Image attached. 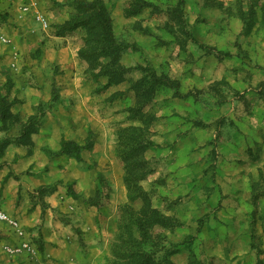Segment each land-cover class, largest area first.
<instances>
[{
    "label": "rangeland",
    "instance_id": "obj_1",
    "mask_svg": "<svg viewBox=\"0 0 264 264\" xmlns=\"http://www.w3.org/2000/svg\"><path fill=\"white\" fill-rule=\"evenodd\" d=\"M82 1L117 57L75 23ZM6 84L59 132L16 144L28 116L0 131V211L22 231L0 221V264H118L151 211L170 264H264V0H0Z\"/></svg>",
    "mask_w": 264,
    "mask_h": 264
},
{
    "label": "trees",
    "instance_id": "obj_2",
    "mask_svg": "<svg viewBox=\"0 0 264 264\" xmlns=\"http://www.w3.org/2000/svg\"><path fill=\"white\" fill-rule=\"evenodd\" d=\"M78 10L80 11V17L75 19V23L86 27L87 34L90 36L89 42L92 50L98 48L103 54L113 56L124 49L123 44L114 42L110 22L104 15L103 9L97 1H82L78 4ZM104 43H107V47L102 48L101 46L104 45ZM117 55L115 57H117ZM104 72L110 79L114 78L117 74L112 68ZM148 76L154 82L160 81V79H158L153 73H150ZM9 103L7 96L0 93V131L4 132L8 131L12 125L10 119H18L16 115L10 112ZM35 111V114L27 117V120L24 121L25 124L20 129L21 131L16 144L23 142L24 139L29 138L30 134L38 131L37 126L39 118H42L43 116L37 115L38 112L37 110ZM68 146L73 147L75 150L74 157L77 160H80L78 155L79 147L75 143H70L62 138L59 142L60 150L64 152ZM51 193H53V191H49L47 194ZM152 214L153 212L151 211L145 214L144 218L132 219V224H135V227L123 228V236L121 235L119 237L121 245L118 250L128 257L123 259L122 256H119L118 264H170L168 257L171 252L165 249L159 241L154 240L150 234V219L153 216ZM135 233H137V237L135 236ZM145 245H149L150 249L160 245L162 254L156 256V254H154L157 252L156 249L145 251Z\"/></svg>",
    "mask_w": 264,
    "mask_h": 264
},
{
    "label": "crops",
    "instance_id": "obj_3",
    "mask_svg": "<svg viewBox=\"0 0 264 264\" xmlns=\"http://www.w3.org/2000/svg\"><path fill=\"white\" fill-rule=\"evenodd\" d=\"M8 7H9V9H8V11L6 10V12H8V16H12V18L14 19V20H17L18 19V17H17V7H16V5H8ZM6 87V88H5ZM13 86L11 85V84H6V85H3V88L4 89H6V93H5V95L7 96V98L9 99V100H13L14 99V95H11V88H12ZM35 98H33V101H37L38 103L40 102L39 100V97H36V99L34 100ZM25 101V99L22 101V102H24ZM26 104L27 103H25V104H21L22 106L20 107V106H16V108H15V110L13 109L14 107H12V108H10V112L11 113H13L14 115H16L18 118H22L23 116H31V115H33V114H35L34 112H33V110L31 111V110H26V112H25V110H24V107L26 106ZM21 108H23V110H24V112H25V114H23L22 113V109ZM59 113H56L55 111H49V112H47V114H45V117H46V119H49L50 117L52 118V117H55V115H58ZM20 115V116H19ZM60 116V115H59ZM46 125H43V126H41L40 128H39V131H38V133L40 134V136H41V139L43 138V137H47V140L46 141H48L49 142V135H50V133L51 134H54L53 132H55L56 133V130H57V132H59V130H58V127H55V126H53V125H55L54 123H52L51 121H47L46 123H45ZM55 128V129H54ZM54 148V147H53ZM55 148H59V144H58V146H56ZM51 197L52 196H50V198H48L47 200L49 201V202H51L52 200H51ZM49 248H48V247ZM61 253H62V250L61 249H56V248H53V249H51L50 248V246H49V243H47L46 244V254L47 255H49V256H51V257H53V258H59L60 257V255H61ZM66 261V260H65Z\"/></svg>",
    "mask_w": 264,
    "mask_h": 264
},
{
    "label": "built area",
    "instance_id": "obj_4",
    "mask_svg": "<svg viewBox=\"0 0 264 264\" xmlns=\"http://www.w3.org/2000/svg\"><path fill=\"white\" fill-rule=\"evenodd\" d=\"M39 20H41V22H43V25L46 26V23L44 21L43 18H40L38 17ZM0 221L1 222H6L8 224V226L13 230L15 231L17 234H22V231L19 229L17 223L12 220V219H9L7 217V215L3 212L0 211ZM23 246H26V244H22Z\"/></svg>",
    "mask_w": 264,
    "mask_h": 264
}]
</instances>
